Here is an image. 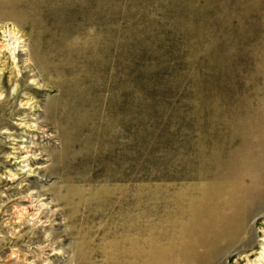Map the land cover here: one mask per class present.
Wrapping results in <instances>:
<instances>
[{
	"label": "rangeland",
	"instance_id": "rangeland-1",
	"mask_svg": "<svg viewBox=\"0 0 264 264\" xmlns=\"http://www.w3.org/2000/svg\"><path fill=\"white\" fill-rule=\"evenodd\" d=\"M263 151L264 0H0V264L171 258Z\"/></svg>",
	"mask_w": 264,
	"mask_h": 264
},
{
	"label": "bare ground",
	"instance_id": "bare-ground-1",
	"mask_svg": "<svg viewBox=\"0 0 264 264\" xmlns=\"http://www.w3.org/2000/svg\"><path fill=\"white\" fill-rule=\"evenodd\" d=\"M260 148H261V146H260ZM251 166L253 167L252 169H250V172H249L250 173L249 176L251 177V185L249 184L250 185L249 188L244 187L243 192H242L243 193V199L239 198V195H238L236 189L232 190V194L229 193V195H230L229 197L232 199H236V196H237L236 204L239 203V201H240V203L243 202V204L245 206L249 205L250 209L253 207L252 206L253 204H255V203L260 204L261 203L260 205L258 204L259 210H263L264 209V173H263L264 172V151L262 154L259 155V158H258L256 165H251ZM236 171L240 172L241 170L239 169V171L238 170H236ZM236 174L237 173L235 172V175ZM216 175H218V173ZM238 186H239V184H238ZM250 189H253V190L251 191ZM249 192H250V195H248ZM224 199H225V197H224ZM223 202H225V200ZM236 204H233L229 208L228 213L231 212V215L228 216V218L226 219L225 227H223L217 223L211 224L210 226L204 225L205 227L198 229L197 235H195L193 237V239L196 241L192 240V238H190L189 240L185 239L186 242H184V240L181 241L179 244V245H181L179 247V250H177L176 254L174 256H171V258H169L168 256H165V254L163 253V254L159 255V257L157 259H155L154 261H151V262H131V264H201V263L206 264L205 263V262H207L206 260H209V262H213L214 260H217V255L219 252L217 251L218 253L217 252L211 253V252H209V247L218 245L219 242L224 239L222 242V244H223L222 248L224 250V249L228 248V246H230L234 242H237L238 240L243 239V238L244 239L248 238V233H246L247 228L245 227L246 219H244L243 215H242L243 214L242 208H241L242 206L241 207H240V205L235 206ZM258 206H257V208H258ZM244 210L247 211V208H245ZM246 211H244L245 215H246ZM217 215L218 214H216V216ZM198 227H200V226H198ZM194 231H195V229H194ZM188 233H189V231H188ZM191 235H193V234H191ZM227 236H229V237L227 238ZM205 245H209L208 249L205 248ZM219 246H220V244H219Z\"/></svg>",
	"mask_w": 264,
	"mask_h": 264
}]
</instances>
